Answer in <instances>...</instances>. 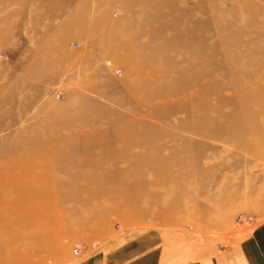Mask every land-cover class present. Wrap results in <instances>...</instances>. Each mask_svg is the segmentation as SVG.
<instances>
[{"label":"rangeland","instance_id":"obj_1","mask_svg":"<svg viewBox=\"0 0 264 264\" xmlns=\"http://www.w3.org/2000/svg\"><path fill=\"white\" fill-rule=\"evenodd\" d=\"M263 220L264 0H0V264H204Z\"/></svg>","mask_w":264,"mask_h":264},{"label":"crops","instance_id":"obj_2","mask_svg":"<svg viewBox=\"0 0 264 264\" xmlns=\"http://www.w3.org/2000/svg\"><path fill=\"white\" fill-rule=\"evenodd\" d=\"M137 240V239H136ZM223 255L209 258L204 264H235L237 256L242 264H264V220L254 225L253 230L241 241L236 250L221 247ZM166 264L164 242L161 235L150 233L137 241L98 253L79 264ZM202 264V263H192Z\"/></svg>","mask_w":264,"mask_h":264},{"label":"built area","instance_id":"obj_3","mask_svg":"<svg viewBox=\"0 0 264 264\" xmlns=\"http://www.w3.org/2000/svg\"><path fill=\"white\" fill-rule=\"evenodd\" d=\"M56 96H57V98H60L61 93L58 91L56 93ZM234 222L236 225H239V226L242 225V226L249 227L250 225H252L253 218L250 215H244V214L240 213L235 217ZM80 254H81V249H79V248L73 249V255L74 256H79Z\"/></svg>","mask_w":264,"mask_h":264},{"label":"bare ground","instance_id":"obj_4","mask_svg":"<svg viewBox=\"0 0 264 264\" xmlns=\"http://www.w3.org/2000/svg\"><path fill=\"white\" fill-rule=\"evenodd\" d=\"M249 104V101H247V102H244V103H242V105H244V106H246V105H248ZM239 106H241V103H239ZM238 106V107H239ZM118 133V132H117ZM122 133V132H121ZM163 162V161H162ZM166 166H167V164L165 163V168L163 169V170H166Z\"/></svg>","mask_w":264,"mask_h":264}]
</instances>
